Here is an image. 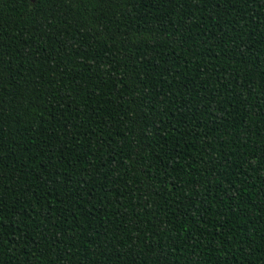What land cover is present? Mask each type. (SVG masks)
I'll list each match as a JSON object with an SVG mask.
<instances>
[{
    "label": "trees",
    "instance_id": "obj_1",
    "mask_svg": "<svg viewBox=\"0 0 264 264\" xmlns=\"http://www.w3.org/2000/svg\"><path fill=\"white\" fill-rule=\"evenodd\" d=\"M0 264H264V0H0Z\"/></svg>",
    "mask_w": 264,
    "mask_h": 264
}]
</instances>
